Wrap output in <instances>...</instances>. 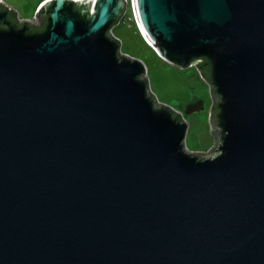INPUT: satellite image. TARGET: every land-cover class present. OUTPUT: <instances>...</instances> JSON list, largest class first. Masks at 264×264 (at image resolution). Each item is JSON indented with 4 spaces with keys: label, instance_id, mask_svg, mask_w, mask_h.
Listing matches in <instances>:
<instances>
[{
    "label": "water",
    "instance_id": "obj_1",
    "mask_svg": "<svg viewBox=\"0 0 264 264\" xmlns=\"http://www.w3.org/2000/svg\"><path fill=\"white\" fill-rule=\"evenodd\" d=\"M126 2L158 55L206 81L205 150L119 50ZM15 11L0 0V264H264V0Z\"/></svg>",
    "mask_w": 264,
    "mask_h": 264
},
{
    "label": "rangeland",
    "instance_id": "obj_2",
    "mask_svg": "<svg viewBox=\"0 0 264 264\" xmlns=\"http://www.w3.org/2000/svg\"><path fill=\"white\" fill-rule=\"evenodd\" d=\"M15 9L18 20H30L41 0H2ZM112 33L119 40V50L138 57L144 65V75L149 89L156 99L178 109L186 121L183 142L189 150H205L212 143L209 132L208 106L210 96L206 81L198 73L194 64L175 66L158 55L142 37L131 13L125 7L122 15L110 25ZM201 100L202 107L185 111L192 99Z\"/></svg>",
    "mask_w": 264,
    "mask_h": 264
},
{
    "label": "clouds",
    "instance_id": "obj_3",
    "mask_svg": "<svg viewBox=\"0 0 264 264\" xmlns=\"http://www.w3.org/2000/svg\"><path fill=\"white\" fill-rule=\"evenodd\" d=\"M127 1V0H126ZM126 6H128V3L126 2ZM131 13H132V11H131ZM132 16H133V18H134V15H133V13H132ZM134 21H135V23H136V20H135V18H134ZM136 25H137V23H136ZM137 27H138V25H137ZM142 35V34H141ZM142 37H143V35H142ZM144 38V37H143ZM145 39V38H144ZM145 41H146V43L147 44H149L148 43V41L145 39ZM150 45V44H149ZM150 47H151V45H150Z\"/></svg>",
    "mask_w": 264,
    "mask_h": 264
},
{
    "label": "flooded vegetation",
    "instance_id": "obj_4",
    "mask_svg": "<svg viewBox=\"0 0 264 264\" xmlns=\"http://www.w3.org/2000/svg\"><path fill=\"white\" fill-rule=\"evenodd\" d=\"M197 98H194V99H192L191 101H193V100H196ZM196 104H194V101H193V103L192 104H190V107H193V106H195ZM189 107V108H190Z\"/></svg>",
    "mask_w": 264,
    "mask_h": 264
},
{
    "label": "trees",
    "instance_id": "obj_5",
    "mask_svg": "<svg viewBox=\"0 0 264 264\" xmlns=\"http://www.w3.org/2000/svg\"><path fill=\"white\" fill-rule=\"evenodd\" d=\"M36 5H38V2L36 3ZM15 18L17 19V16L15 15Z\"/></svg>",
    "mask_w": 264,
    "mask_h": 264
}]
</instances>
